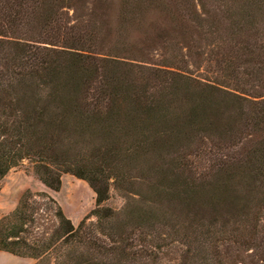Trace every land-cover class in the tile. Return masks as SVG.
<instances>
[{
  "label": "trees",
  "instance_id": "16d2710c",
  "mask_svg": "<svg viewBox=\"0 0 264 264\" xmlns=\"http://www.w3.org/2000/svg\"><path fill=\"white\" fill-rule=\"evenodd\" d=\"M218 2L0 0V181L27 161L47 189L69 174L95 195L75 227L48 194L25 191L0 219V252L264 264V0ZM155 43L168 56L153 64ZM188 155L214 156L201 171ZM110 185L127 198L119 211L104 205Z\"/></svg>",
  "mask_w": 264,
  "mask_h": 264
},
{
  "label": "rangeland",
  "instance_id": "374dc122",
  "mask_svg": "<svg viewBox=\"0 0 264 264\" xmlns=\"http://www.w3.org/2000/svg\"><path fill=\"white\" fill-rule=\"evenodd\" d=\"M115 1V0H114ZM217 3H219V0H215ZM209 3V2H208ZM216 3H214V6ZM153 20L151 22V25L153 24ZM150 24V23H149ZM136 34V33H135ZM157 45L155 43V48H153L150 51L152 63H159L162 60V56L165 57L168 56L166 54H163V50H158ZM209 51V50H208ZM162 54V56H161ZM208 63H204L203 69L206 70ZM204 70H201L205 73ZM244 138L242 149L250 148V144L253 141H250V139ZM255 140V139H254ZM240 146L237 148L239 150ZM76 151L78 154H80V157H84L85 155H88L91 151V148L88 145H79L76 147ZM237 151L234 149V152ZM227 155H222L223 157L226 156H233L231 152H224ZM214 155H188L189 159L192 160V163L196 164L197 170H203V167H207L208 160L213 161ZM220 156V155H217ZM136 171H134V175L138 176V166L136 167ZM31 165L29 162L24 161L21 165L18 167L12 169L9 171V173L0 181V219L9 213H11L17 206L19 199L23 195V193L27 190H29L32 193H46L51 198H53L57 204L61 207L64 215L67 219L71 221V223L77 227L80 221L95 207V195L87 185L82 180L76 179L72 175L69 174H63L61 176V186L60 189L57 192L51 191L44 187L32 174L31 172ZM127 201L126 196L118 192L114 189L112 185H110L109 189V199L104 204L108 208H111L113 210L119 211L123 208ZM163 208L172 210V213L174 217H180L181 212L175 211L171 204L164 203ZM48 218L45 214H42V219L40 223L43 225L44 228H48V231L53 228V221H50V218ZM185 223V222H183ZM42 228H40L41 230ZM247 233V232H245ZM247 238L251 237L247 233L245 235ZM178 248H173L172 250L176 252L175 255L167 256L166 258H163L161 261L163 263H172L174 259H179L182 256L185 249H182L181 245L177 246ZM251 252V251H250ZM250 252H243L242 257L246 258ZM257 259H260V263H264V245L263 249H261V252L257 253ZM260 257V258H258ZM248 258V257H247ZM249 259V258H248ZM32 260V259H31ZM33 261V264H35V261Z\"/></svg>",
  "mask_w": 264,
  "mask_h": 264
},
{
  "label": "crops",
  "instance_id": "0c3cea01",
  "mask_svg": "<svg viewBox=\"0 0 264 264\" xmlns=\"http://www.w3.org/2000/svg\"><path fill=\"white\" fill-rule=\"evenodd\" d=\"M0 264H33L28 258H18L10 254L0 252Z\"/></svg>",
  "mask_w": 264,
  "mask_h": 264
}]
</instances>
